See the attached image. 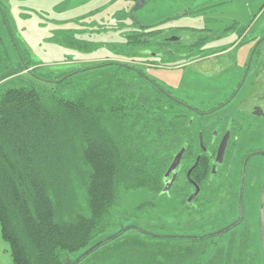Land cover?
Masks as SVG:
<instances>
[{
	"label": "trees",
	"instance_id": "trees-1",
	"mask_svg": "<svg viewBox=\"0 0 264 264\" xmlns=\"http://www.w3.org/2000/svg\"><path fill=\"white\" fill-rule=\"evenodd\" d=\"M166 21L120 24L124 43L99 48L126 62L52 81L16 49L0 5V237L13 264H71L131 226L116 225L122 191L162 194L172 156L193 131L188 113L135 63L154 64L164 33L158 27ZM164 45L165 59L179 62ZM175 240L129 229L78 264H201L202 240L179 247Z\"/></svg>",
	"mask_w": 264,
	"mask_h": 264
},
{
	"label": "rangeland",
	"instance_id": "rangeland-1",
	"mask_svg": "<svg viewBox=\"0 0 264 264\" xmlns=\"http://www.w3.org/2000/svg\"><path fill=\"white\" fill-rule=\"evenodd\" d=\"M215 1L217 0H211L210 4H214ZM223 1L226 2L218 7L215 15L218 25L216 26L211 25L213 21L210 23L206 21V16L214 18V14L209 12L211 8L199 10L206 6L204 0H142L135 17L143 27L164 22L170 17L174 19L159 26V30L193 28L200 31L207 27L209 31L199 33L208 42L205 52L207 55H218L191 64H185L190 61L173 64L170 59L166 64L160 65L155 59H151V62L158 66L145 67L143 66L145 61H138L140 63H135L136 66L152 81L173 92L177 97L183 96L182 92H184L200 103L211 101L217 105L222 102L224 99H219L221 93L234 81L229 78L235 72L226 75L227 71L236 64L241 67L238 74L241 76L256 44L264 38V0ZM0 5L5 10L16 49L18 48L30 63H33L38 73L49 75L52 81L99 64L126 62L124 57L112 54L107 47L99 48V44L124 43L123 33L127 30H119V25L124 23L132 28V18H129V13L135 2L131 0H0ZM187 10H197L196 13H202L183 16L182 12ZM182 34H188V31ZM3 36L12 54L7 35L3 33ZM84 41L90 44L88 50L83 44ZM263 41L257 51L253 68L264 64ZM183 64L185 65L182 66ZM27 72L29 73L26 71L24 74H28ZM77 76L73 78L74 82L78 81ZM262 82L264 83V78ZM249 94L250 91L242 95L243 98L237 99L235 110L231 112L237 120L239 118L238 124L244 125V135L248 134V123L254 121L251 119L247 122L244 116L250 113L254 104V99ZM189 104L193 106L192 103ZM210 107L201 108L207 112ZM188 116L193 120L191 131L194 139H197L199 132L198 121L207 122L221 117L218 114L207 115L202 120L197 115L188 114ZM224 117L227 118L228 115L224 114ZM253 146L255 148L264 146V136L255 139ZM257 160H251L249 164L255 182L254 193L258 175ZM146 203L150 204L151 208L148 207L140 212L138 208ZM250 208L251 213L248 212L246 223L238 228L233 254H216L218 250L227 252L229 237L224 236L221 241H217L219 243L211 254L201 257V264H246L247 260L248 264H264L258 227L253 223L255 219L253 202ZM177 212L172 196H160V193H148L144 190L129 193L122 191L120 207L116 214L123 215V220L118 219L116 225H132L153 234L183 236L202 235L210 225L216 226L215 221L211 223L206 221L202 211L181 214ZM243 231L247 233L241 235ZM250 250L253 254H239L240 251L251 252ZM0 254H10L7 243L1 237ZM0 264H8V261L4 262L1 258Z\"/></svg>",
	"mask_w": 264,
	"mask_h": 264
},
{
	"label": "flooded vegetation",
	"instance_id": "flooded-vegetation-1",
	"mask_svg": "<svg viewBox=\"0 0 264 264\" xmlns=\"http://www.w3.org/2000/svg\"><path fill=\"white\" fill-rule=\"evenodd\" d=\"M210 1L204 0L206 6H203V4V7L199 8V10L207 7L211 8L212 10H209V12L214 14V18L211 19L212 16H206V21L209 23L213 21L211 25L218 26L215 15L218 7H221L226 1L217 0L214 4H210ZM196 11L187 10L186 12H182V14L186 16L191 14L200 15L202 13H196ZM201 17L205 16L201 15ZM207 30L209 31L207 27L200 31L193 28H167L166 31L162 29L161 31L164 33L161 35V47L156 48L157 53L153 54L154 59L160 65L166 64V61H169L164 57V44L172 45L167 50L178 53V58H181L179 60L180 63L190 61L185 64H191V62L193 63L217 56L218 54L207 55L205 52L208 42L199 33H205ZM185 31H188V34H182ZM167 33H170V35H167ZM262 39L264 40V38ZM262 41L256 44L241 76L238 75L241 67L236 64L231 67V70L227 71L226 75L235 72L229 78L234 81L221 93L219 99L222 98L224 100L217 105L211 101L200 103L184 92H182L183 96L177 97L173 92L167 91L152 81L162 95L180 105L182 110L188 114L197 115L202 120L207 115L213 116L218 114L221 116L219 119H213L207 122L205 120L198 121L199 132L197 139L192 138L190 141L187 140L183 146L174 152L170 164L165 171L164 178L175 157L179 153H182V158L178 167L171 173L169 178L166 181L163 178V186L161 189L162 193L166 186L172 182L170 190L165 196H172V201L176 204L178 214L182 212L198 213L202 211L204 212L206 221L209 223L215 221L216 226L213 227V225H210L205 233L197 236H208L231 226L240 219L241 206H243V216L238 225L231 228L227 233L202 240L205 249L204 254H211L219 243L217 241H221L224 236L229 237L226 248L227 252L218 250L216 254H233L238 236V228L243 223H246L248 212L251 213L250 206H252V202L255 208V219L253 223L255 227H258L260 235L261 195L264 185V146L255 148L253 141L257 138L261 139L264 136V83L262 82L264 78V64L253 68V63L255 62L257 51L260 49ZM179 49H186L187 52L179 53ZM187 57L190 58L186 60ZM146 62H143V66L145 67L152 68L158 66L156 63L150 64ZM172 63L174 64V62ZM248 91H250L249 96L254 99V104L251 106L250 113L248 115L244 114V116L247 122L251 119L254 121L248 123V134L244 135V125L238 124L239 118L237 120V117L232 116L231 112L235 110L237 99L243 98L242 95ZM260 92H263V94H260ZM189 103H192L193 106ZM203 106L211 107L209 108L210 110L205 112L201 108ZM224 114H227L228 117L225 118ZM189 125L192 127L193 120L189 121ZM255 159H258L256 162L258 175L256 177L257 183L254 193L253 188L255 182L252 178L249 164L251 160ZM189 173L191 180L188 179ZM243 176L244 182L241 193V204L240 192ZM259 178H262V180ZM196 185L200 189L197 195L195 194ZM244 233H247V231L241 232V235H244ZM174 236L180 237L183 235L176 234ZM185 240L189 241L190 239L177 238L175 240L176 246L179 247L182 244H187ZM246 241H249V239H246ZM250 251H240L239 254H253L252 250Z\"/></svg>",
	"mask_w": 264,
	"mask_h": 264
},
{
	"label": "water",
	"instance_id": "water-1",
	"mask_svg": "<svg viewBox=\"0 0 264 264\" xmlns=\"http://www.w3.org/2000/svg\"><path fill=\"white\" fill-rule=\"evenodd\" d=\"M133 2H135V6L133 7V9L131 10L130 12V17L132 18V20L134 21L135 24H137L139 27L143 28V26L141 25V23L136 19L135 17V13L137 10L140 9L141 5H142V0H131ZM220 155V154H219ZM182 158V153H179L173 163L171 164L170 168L168 169L166 175H165V178H164V181H166L169 176L171 175L172 172H174L176 170V168L178 167L179 163H180V160ZM191 173V171H190ZM190 173L188 175V179H190ZM243 182H244V176H243V180H242V186H241V192H240V203L242 202V189H243ZM171 184H168V186H166V188L162 191V194L161 195H167L169 190H170V187H171ZM199 187L196 185V195L199 193ZM195 195V196H196ZM261 203H262V206H261V210H260V239H261V246H262V253H263V260H264V185H263V190H262V195H261ZM242 204V203H241ZM242 216H243V206H241V217L238 221H236L234 224H232L231 226L219 231V232H216L214 234H211V235H208V236H180V237H176L174 235H160V234H153V233H149L148 231H145L144 229L142 228H139V227H136V226H127L125 228H122L117 234L103 240V241H100L98 242L95 246H93L92 248H90L89 250H87L85 253H83L82 255H80L73 263L71 264H78L82 259H84L86 256H88L91 252H93L94 250H96L97 248H99L101 245L117 238L119 235H121L122 233L128 231L129 229H135L139 232H142V233H145V234H149L151 237H157V238H168V239H177V238H180V239H190V240H205V239H208L209 237H214L216 235H220V234H223V233H227L231 228H233L234 226L238 225L239 222L241 221L242 219Z\"/></svg>",
	"mask_w": 264,
	"mask_h": 264
},
{
	"label": "crops",
	"instance_id": "crops-1",
	"mask_svg": "<svg viewBox=\"0 0 264 264\" xmlns=\"http://www.w3.org/2000/svg\"><path fill=\"white\" fill-rule=\"evenodd\" d=\"M1 258H3L4 262L8 261V264H13L10 254H0V260Z\"/></svg>",
	"mask_w": 264,
	"mask_h": 264
}]
</instances>
